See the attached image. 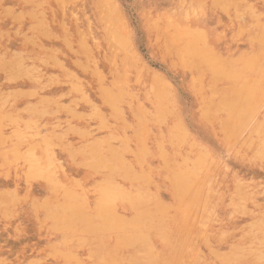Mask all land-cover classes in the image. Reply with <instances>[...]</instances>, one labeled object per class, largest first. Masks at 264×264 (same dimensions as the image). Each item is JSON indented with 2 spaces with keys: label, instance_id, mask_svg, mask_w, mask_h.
<instances>
[{
  "label": "rangeland",
  "instance_id": "rangeland-1",
  "mask_svg": "<svg viewBox=\"0 0 264 264\" xmlns=\"http://www.w3.org/2000/svg\"><path fill=\"white\" fill-rule=\"evenodd\" d=\"M198 30L215 70L184 53ZM263 62L264 0H0V264H100L60 242L65 185L47 184L95 216L97 157L164 224L135 264H264ZM247 89L237 124L217 106Z\"/></svg>",
  "mask_w": 264,
  "mask_h": 264
},
{
  "label": "bare ground",
  "instance_id": "bare-ground-1",
  "mask_svg": "<svg viewBox=\"0 0 264 264\" xmlns=\"http://www.w3.org/2000/svg\"><path fill=\"white\" fill-rule=\"evenodd\" d=\"M226 5L227 4H224V5H222V7H225ZM204 37H205V33L202 30H198V32L195 33V40H194V38H191L193 40H189V43H187L185 45V49H183V50H184L185 54L188 53L187 51L190 50V54L192 55V56H190V54L188 53L190 56V57L188 56L190 62L197 60L195 63H200V62H201L200 64L205 63L209 69L212 68L215 70V68L220 66L221 64L218 60H216V56H214V54H211L209 52V50L204 49V46H202V44L204 43ZM197 38H199L200 41L196 40ZM188 54H186V55H188ZM192 57H193V59H192ZM248 61H249V59H248ZM249 63H251V62L249 61ZM249 63L248 62L246 63L247 66L244 64L243 71L248 70V67H250V69L252 67H254V64L251 63V65H249ZM238 75L239 74H237V76ZM105 92H107V91L105 90ZM246 92H247L246 93L247 96H246V94H244L245 96L244 95L242 96V92L241 93L238 92L234 102L231 101L229 104L222 103L221 105L217 106V108L224 107L223 109H227L228 116H230V118H229L230 120L239 118V120H237L238 121L237 124H239L241 119H243L242 118L243 116L241 117V119L239 116H241L242 114L246 115L248 113L249 106L251 104H253V101L251 100V98H249V96H250L249 95V93H250L249 89H247ZM244 118H245V116H244ZM45 145H48V147L50 146V144H47V143ZM48 147H46V148H48ZM93 147H96V146H93ZM261 148H262V150L260 152H262V151L263 152L262 153L259 152L258 154H260L259 157H261L264 160V144H262ZM49 155H47V156H49ZM162 155L166 156L165 154H161V156ZM24 157H25V155H24ZM52 158H54V157H52ZM261 158H259V159H261ZM28 159H29V161L32 162L31 168H30L31 171L29 173V174H31V173H33L32 172V170H33L32 165H33L34 161L31 160L30 158H28ZM114 160H117V159H114ZM164 160H165V158H164ZM167 160H169V159H167ZM48 161L50 162V160H48ZM119 162H121V161H119ZM119 162L117 163V165L119 164ZM169 162H170V160H169ZM51 163H53V162L51 161ZM107 163L108 162L104 161L101 157H97V158H93L92 160H89V164L94 171H99L102 169H103L102 171H104V168L107 171L106 172L107 175H104L103 180H100V182H98V183L95 181L96 184H95V182H94V184H92V185H94V186H92L94 188V190H93L94 192L92 190L91 191H92L93 195L97 193L96 196H98L97 198L95 196L93 197V199L94 198H96V199H94L95 209H93V210H95V211H93V212H95V214H93L95 216H92V217L88 216V214L85 211V209L83 208V206H82V208H80L81 203L79 201L81 200V197L79 199H77L76 198L77 197L76 192L73 191L76 195L74 193H72V189H74V188L67 187L66 185H69V184H66V183L60 184V183L55 182V179L52 176L48 177L49 181L47 182V184H49L51 192H54V187H57L59 185H61V186L65 185L64 188L59 187V189H60L59 191H61V193L63 192L64 198H63L62 205L64 207H66L67 209H65L66 210L65 214H63L61 216V218H59V220H58L59 223L57 225L59 226L58 228L61 229L59 231L63 232L62 233L63 240H64V238H66L65 239L66 241H60V242H67L68 241L67 239H72V242H73V240L76 241V242H74L75 244L78 242L79 243L81 242V244L84 245L90 241H94L96 244H98V249L95 252L89 250L88 254H89L90 258L93 257L92 259H96V262H98L100 264H103V263L104 264H112V263L121 264V262L127 263V264H135V262H138V260L146 258L145 256L150 251L149 248L152 247V245H151L152 242L150 240L151 236H158L159 238L164 237L165 234L161 230V228L164 227V224H155V223L150 222V223L142 225L138 221V219L135 217V214H139L138 216H140L144 212H142L141 207L135 206L138 204V203L137 204L135 203V187L133 186L134 188H132V190H128L129 188L124 189V188H122L123 186H118V184H117L118 181L116 183H114L115 179H113L114 173H112L113 172L112 169L117 167L116 162H114L115 164L112 163V165L114 164L115 167H112L110 165V167H112L111 170L108 168V166H106ZM43 164H44V162H43ZM193 165H196V164H194V163L191 164V166H193ZM40 166L41 165L39 164L37 167H40ZM47 166H49V164ZM127 167H128V165H127ZM119 168L121 170V165ZM123 168H125V170L126 169L128 170V168H126L124 166H123ZM45 169H47L46 166H45ZM56 170H57V168H56ZM109 170L112 172H109ZM131 170H132V168H131ZM131 170H130V172H128V175H129V173L131 174L128 177L129 179L126 178L129 181L130 180L132 181L133 179H135V176H136V175H133V173H131L132 172ZM29 174H26L27 177ZM125 174L127 175L126 172H125ZM33 175L35 177H37V175H35L34 173H33ZM177 175H178V176H176L177 179H186L189 175V172L186 168H180L177 172ZM31 177H32V175L29 177V179ZM122 180L127 182V180H124V179H122ZM133 181H132V183H133ZM92 187H89V188H92ZM129 187H132V186H129ZM186 188H187V186H186ZM79 190H80V188H79ZM137 193H136V195H137ZM80 194L81 193L79 192V195ZM86 194H87V192H86ZM76 199L79 203H76L77 202ZM119 200L126 201L127 204L129 205L128 207L132 211V215L130 217H124V216L118 215L117 213L115 214V213H113V211L110 212L109 208L113 207L111 205H113L115 202H117ZM126 202H123V203H126ZM85 203L86 202H82V204H85ZM139 204H140V202H139ZM76 205H78V206H76ZM93 205H94V203H93ZM80 213H82V214H80ZM79 227H80V229H79ZM70 242H71V240H70ZM79 243H78V245H79ZM67 244H69V243H67ZM70 248H72V247L70 246ZM90 253H93V255L91 256ZM165 260L167 262V259H165ZM92 261H94V260H92ZM261 261H262V258H261ZM261 261H259V262H261Z\"/></svg>",
  "mask_w": 264,
  "mask_h": 264
}]
</instances>
